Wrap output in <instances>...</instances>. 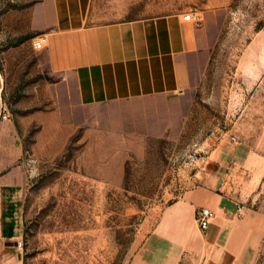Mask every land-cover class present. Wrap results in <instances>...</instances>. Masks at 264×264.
Here are the masks:
<instances>
[{
    "label": "rangeland",
    "instance_id": "obj_1",
    "mask_svg": "<svg viewBox=\"0 0 264 264\" xmlns=\"http://www.w3.org/2000/svg\"><path fill=\"white\" fill-rule=\"evenodd\" d=\"M34 1L0 0V109L23 144V264H132L221 141L244 147L232 187H255L264 213V0H92L98 23L197 12L206 45L186 91L94 106L33 48Z\"/></svg>",
    "mask_w": 264,
    "mask_h": 264
},
{
    "label": "crops",
    "instance_id": "obj_2",
    "mask_svg": "<svg viewBox=\"0 0 264 264\" xmlns=\"http://www.w3.org/2000/svg\"><path fill=\"white\" fill-rule=\"evenodd\" d=\"M91 3L35 0L26 26L47 35L46 62L73 87L79 105L175 95L195 83L206 50L200 23L184 20L182 12L98 23ZM243 148L228 141L213 148L207 170L196 173L206 179L166 208L132 264L255 263L264 222L255 209L260 192L232 187L247 172ZM22 156L13 122L0 116V264H23L16 246L23 236ZM200 207L216 213L204 230L195 219Z\"/></svg>",
    "mask_w": 264,
    "mask_h": 264
},
{
    "label": "built area",
    "instance_id": "obj_3",
    "mask_svg": "<svg viewBox=\"0 0 264 264\" xmlns=\"http://www.w3.org/2000/svg\"><path fill=\"white\" fill-rule=\"evenodd\" d=\"M183 19L194 23H200L201 20L200 15L194 11H188L183 13ZM31 42L34 49H41L48 43V37L44 33H38L31 37ZM0 116L4 119H8L10 115L6 109L1 108ZM233 139L235 138L233 137ZM200 154H201V149L199 147L193 148L187 156L188 162L192 164L197 163L201 157ZM239 213H242L240 209H239ZM215 216L216 213L209 207H200L197 210L195 219L198 226L202 230H204L209 226V224L211 223L212 219L215 218ZM16 246L19 250H22L23 248L22 238L16 240Z\"/></svg>",
    "mask_w": 264,
    "mask_h": 264
},
{
    "label": "trees",
    "instance_id": "obj_4",
    "mask_svg": "<svg viewBox=\"0 0 264 264\" xmlns=\"http://www.w3.org/2000/svg\"><path fill=\"white\" fill-rule=\"evenodd\" d=\"M27 37H29V36H27Z\"/></svg>",
    "mask_w": 264,
    "mask_h": 264
}]
</instances>
